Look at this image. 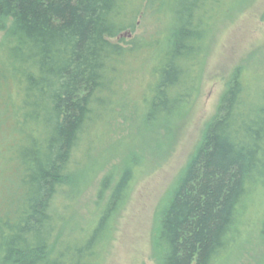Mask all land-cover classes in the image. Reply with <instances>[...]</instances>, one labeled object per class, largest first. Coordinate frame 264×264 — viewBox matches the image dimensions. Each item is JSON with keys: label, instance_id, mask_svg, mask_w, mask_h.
I'll use <instances>...</instances> for the list:
<instances>
[{"label": "trees", "instance_id": "obj_1", "mask_svg": "<svg viewBox=\"0 0 264 264\" xmlns=\"http://www.w3.org/2000/svg\"><path fill=\"white\" fill-rule=\"evenodd\" d=\"M129 2L0 0V29L6 31L0 41V264L96 263L134 166L125 164L112 186L111 176L102 179L97 196L108 192L105 205L84 236L55 242L57 204L71 186L81 143L89 145L112 115L118 67L131 49L109 39L132 26L129 14L140 6ZM219 3L170 0L174 18L142 92L146 122L168 121L187 102L204 28ZM156 43L133 46L155 50ZM242 70L231 74L160 209L162 264H218L237 241L255 195L264 194V90L251 91Z\"/></svg>", "mask_w": 264, "mask_h": 264}, {"label": "rangeland", "instance_id": "obj_2", "mask_svg": "<svg viewBox=\"0 0 264 264\" xmlns=\"http://www.w3.org/2000/svg\"><path fill=\"white\" fill-rule=\"evenodd\" d=\"M147 2L130 0L127 6H140L137 13L129 14L132 26L109 39L131 49L118 67L121 73L109 101L112 115L94 130L89 145L81 143L71 186L57 204L61 216L55 242L84 236L105 205L108 192L97 196L102 179L111 176L112 186L125 164L134 166L127 198L110 221L95 264H162L157 244L160 209L215 115L231 74L241 67L250 90H264V0H220L204 28L206 38L187 102L168 121L146 122L140 104L142 92L174 18L170 0ZM5 33L0 29V41ZM153 40L155 50L133 46ZM242 223L232 250L218 264H262V192L255 195Z\"/></svg>", "mask_w": 264, "mask_h": 264}]
</instances>
